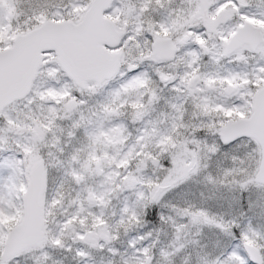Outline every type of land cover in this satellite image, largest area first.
Returning a JSON list of instances; mask_svg holds the SVG:
<instances>
[{
  "label": "snow or ice",
  "instance_id": "obj_1",
  "mask_svg": "<svg viewBox=\"0 0 264 264\" xmlns=\"http://www.w3.org/2000/svg\"><path fill=\"white\" fill-rule=\"evenodd\" d=\"M94 252L264 264V0H0V264Z\"/></svg>",
  "mask_w": 264,
  "mask_h": 264
},
{
  "label": "rangeland",
  "instance_id": "obj_2",
  "mask_svg": "<svg viewBox=\"0 0 264 264\" xmlns=\"http://www.w3.org/2000/svg\"><path fill=\"white\" fill-rule=\"evenodd\" d=\"M29 2L35 3V0H29ZM40 3L41 4H47V5H56V4L60 3V0H40ZM25 6L27 7L28 3H26ZM52 10H54V9H52ZM19 109L22 110V111H27V109L24 108L23 104L19 105ZM197 196H198V194H197ZM67 237H68V235H66L65 238L67 239ZM70 238H71V236H70ZM169 239H170V237L166 234V231H161L160 234H159V245L162 246V247H166L168 245V243H169ZM124 242L126 244V239L124 240ZM102 255H105V254H102ZM71 256H72V254L63 253L62 255L59 256V260H61L62 264H64L63 261H65L66 259L70 258ZM190 259H194V255ZM72 261H74L73 258H72ZM33 262H34V258H30L28 261H26V264H33Z\"/></svg>",
  "mask_w": 264,
  "mask_h": 264
},
{
  "label": "water",
  "instance_id": "obj_3",
  "mask_svg": "<svg viewBox=\"0 0 264 264\" xmlns=\"http://www.w3.org/2000/svg\"><path fill=\"white\" fill-rule=\"evenodd\" d=\"M161 54H162V55H166V54H167L166 49H162V50H161Z\"/></svg>",
  "mask_w": 264,
  "mask_h": 264
}]
</instances>
